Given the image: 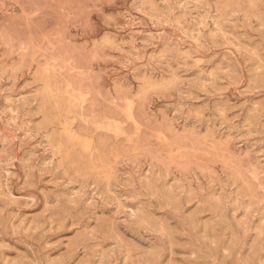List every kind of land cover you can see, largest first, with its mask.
I'll use <instances>...</instances> for the list:
<instances>
[{
  "label": "rangeland",
  "instance_id": "374dc122",
  "mask_svg": "<svg viewBox=\"0 0 264 264\" xmlns=\"http://www.w3.org/2000/svg\"><path fill=\"white\" fill-rule=\"evenodd\" d=\"M0 264H264V0H0Z\"/></svg>",
  "mask_w": 264,
  "mask_h": 264
}]
</instances>
